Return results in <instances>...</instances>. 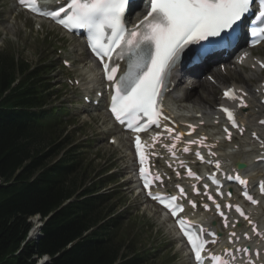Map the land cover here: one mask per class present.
Masks as SVG:
<instances>
[{
    "label": "trees",
    "instance_id": "trees-1",
    "mask_svg": "<svg viewBox=\"0 0 264 264\" xmlns=\"http://www.w3.org/2000/svg\"><path fill=\"white\" fill-rule=\"evenodd\" d=\"M43 63L32 69L0 54V264H34L45 255L50 264H147L145 254L128 255L131 245L119 234V216L111 217V197L96 194L104 183L85 185L84 148L73 146L53 162L67 143L54 124L60 115L43 109L51 98ZM51 213L40 239L14 256L30 229L28 218Z\"/></svg>",
    "mask_w": 264,
    "mask_h": 264
},
{
    "label": "snow or ice",
    "instance_id": "snow-or-ice-1",
    "mask_svg": "<svg viewBox=\"0 0 264 264\" xmlns=\"http://www.w3.org/2000/svg\"><path fill=\"white\" fill-rule=\"evenodd\" d=\"M19 3L34 13L52 19L69 32L82 30L87 34V46L102 66L103 78L109 82L111 89L109 111L118 123L126 124L133 132L145 131L153 125L160 127L159 105L164 91L167 90L169 76L181 54L189 46L200 45L194 52L198 57H206L213 48L226 49L238 43L245 34V27L253 38L250 40L252 46L264 41V26L243 24L254 0H148L146 15L132 29L125 26L124 17L129 6H134V0H66V4L58 10L47 12L42 11L34 0H19ZM261 3L259 18L264 24V0H261ZM205 41L208 43H203ZM117 60L125 62L123 69L119 63H113ZM260 66L264 67V64ZM224 97L239 100L238 107L247 106L242 96L237 97L231 89L224 92ZM220 111L224 112L233 128H239L231 110L221 108ZM188 127L194 131V126ZM166 131L171 135L173 130L169 128ZM224 132L230 139L229 130L225 128ZM180 135H176L174 139L178 141ZM157 139L158 137H153L154 142ZM203 139L190 143L202 144ZM175 146L173 143L168 150L171 152ZM135 148L141 164L139 174L144 188L149 189L155 181L162 182L159 175L152 176L144 167L146 156L139 137L136 138ZM188 150L187 147L183 149L185 152ZM196 156L203 161L199 152ZM216 167L219 168L218 163ZM187 175L196 180L200 179L191 170L187 171ZM209 179L213 184L218 183L215 176ZM239 183L246 185L247 181L239 180ZM193 187L195 190V186ZM261 193L264 194V184L261 185ZM204 194L209 200H213L207 191ZM242 194L246 200L253 204L257 203L246 191ZM148 195L161 203L176 218V224L182 236L187 239L196 264H202V253L206 251L207 243H215L214 239L207 241L204 236L215 237L216 234L179 218L178 213L184 209L183 205L176 202L177 196L153 195L151 191ZM179 197H186L183 188H179ZM188 202L193 208L197 206L190 200ZM207 207L205 204V210ZM216 211L224 219L225 227H228V218L219 204L216 205ZM235 211L245 220H249L239 206L235 207ZM249 223L251 224L250 220ZM252 231L255 233V227ZM230 236L234 237L235 233H231ZM213 259L217 264H222L219 257Z\"/></svg>",
    "mask_w": 264,
    "mask_h": 264
},
{
    "label": "rangeland",
    "instance_id": "rangeland-1",
    "mask_svg": "<svg viewBox=\"0 0 264 264\" xmlns=\"http://www.w3.org/2000/svg\"><path fill=\"white\" fill-rule=\"evenodd\" d=\"M39 26L41 29H38ZM0 52H13L15 56L32 65L43 56L44 61H50L55 65L54 74L51 73L56 91L52 97L53 105H62L66 108L68 123L65 125V134L70 133L73 142L90 141L87 159L92 167V178L103 179L108 183L104 191L113 198L115 212L122 213L120 234L129 239L127 243L135 244L136 254L147 252L149 259L147 264H188V256L178 243L170 225L155 208L144 203L137 194L130 173L131 156L124 137L116 135L115 130L107 131L110 124L102 111H90L83 107L79 97L82 91L79 89H83L81 83L85 79L81 80L72 73V68L75 70L77 67L73 66L66 70L57 68L61 59H66L72 64H77V60L87 61L80 42L47 23L37 24L15 8L12 0H0ZM257 54L264 55V47L259 48ZM81 72L77 70L76 74H82ZM233 72L230 71L228 76L234 77ZM245 75H249V81L245 80ZM250 75L257 77L255 73L241 71L235 81L247 85L251 82ZM75 78L81 82L78 87L73 83ZM201 85L187 94L189 99L184 101L183 107L190 111L194 110L193 113L202 111L205 114L214 105L218 90L213 91L212 87L204 83ZM185 86L183 85L178 92L186 93ZM202 91L204 96L201 94ZM205 100H212L208 101L212 103L209 105ZM113 136H116L117 140L110 145L107 139Z\"/></svg>",
    "mask_w": 264,
    "mask_h": 264
},
{
    "label": "bare ground",
    "instance_id": "bare-ground-1",
    "mask_svg": "<svg viewBox=\"0 0 264 264\" xmlns=\"http://www.w3.org/2000/svg\"><path fill=\"white\" fill-rule=\"evenodd\" d=\"M262 64H264V63H262ZM260 71L257 69L256 70V73H259ZM216 77H218V75H216ZM236 79H234V80H231L232 81V83H229L228 81H226V83L224 82V83H222V81L220 80V83L221 84H227V88H231V87H234V86H240V82L239 81H235ZM202 85L201 84H198V86L197 87H201ZM174 94V93H173ZM201 94H203V91H202V93ZM200 93H198V95H201ZM203 96H204V94H203ZM186 99H189V96H187V95H185L183 98L182 97H179V96H177V95H172V96H168V99H167V104H166V106H167V108L168 107H171V109H172V107L175 109V110H181V111H184L185 113H190V112H188L189 110L188 109H185L183 106H184V101L186 100ZM220 99V98H219ZM209 102L210 101H212V100H208ZM207 100H205V102H207V104H211V103H209ZM212 106V105H211ZM212 109H214L215 110V108H212ZM194 111V110H193ZM170 112V115H172L173 113L171 112V111H169ZM247 113H248V116H252V117H254L255 116V114L256 113H258V112H253V111H251V107L249 106V108H247ZM195 114H198V112H196ZM214 114H216V113H214ZM258 120V119H257ZM256 120V121H257ZM198 121H204V119H197L196 120V123L198 122ZM212 123H213V119H212ZM213 129L214 130H216L217 128L216 127H213ZM250 131H253V130H250ZM210 134H212V132L210 131ZM210 134H207V136H209ZM243 140V138L242 139H240L239 141H242ZM232 144H235V143H232ZM232 144H225V143H221L220 145H219V149H218V152H219V155H220V152H223V155L221 154L220 156H225L226 158H227V155H225V152H229L230 150H231V147H230V145L232 146ZM222 148H226L225 150H222ZM245 149H246V153H245V158H248V150L250 149V147L249 146H246L245 147ZM257 152H258V149L256 150ZM252 155H254V154H252ZM242 157H243V155L242 154H240V156H237V154H233L232 155V161L234 162V163H236V162H238V161H241V159H242ZM244 171H245V169H244ZM248 173H251V170H249L248 171ZM246 176H248L247 174H246ZM260 209H258V211H259ZM37 224L36 223H34V226H36ZM36 230V229H35ZM34 230V231H35ZM34 235V232L32 233V236ZM188 264H191L190 262L188 263Z\"/></svg>",
    "mask_w": 264,
    "mask_h": 264
}]
</instances>
